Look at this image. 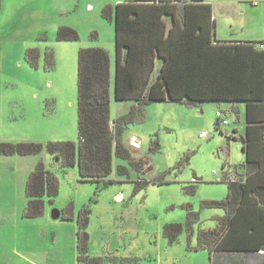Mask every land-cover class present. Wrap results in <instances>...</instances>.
Returning a JSON list of instances; mask_svg holds the SVG:
<instances>
[{"label":"rangeland","instance_id":"374dc122","mask_svg":"<svg viewBox=\"0 0 264 264\" xmlns=\"http://www.w3.org/2000/svg\"><path fill=\"white\" fill-rule=\"evenodd\" d=\"M89 1L95 3L96 8L99 2L103 4L99 19L108 23L109 19L100 18L102 8L114 4V0ZM207 1L213 7L218 39L264 38V0ZM3 2L0 12V140L43 143L71 140L80 144L78 52L83 46L101 43L111 50V122L130 112L134 101L119 100L114 92V41L99 42L98 37H89L91 40L84 43L82 37L57 39L59 20L76 18L79 13L90 16L80 12L82 10H71L70 16L65 12L60 15V8L75 5L77 1L66 0L59 9L52 0ZM91 23L101 27L100 23ZM29 47H38L41 51L38 67L30 65L26 59ZM48 47L54 51L53 68L46 66ZM241 107V116L237 117L224 102L218 105L172 100L150 102L145 118L128 123L121 135L122 143L133 157L143 156L151 164L143 174L149 182L138 190L134 180L140 174L115 152L109 176L115 182L99 189L95 181L81 177L78 164L66 165L61 156L50 154L47 148L36 154H0V197L5 200L1 210L8 215L6 225L0 226V235L4 230L8 241L6 250L14 253L10 263L31 264L17 250L24 248L22 241L28 234L27 227H33L31 222L25 224L26 184L37 164L43 162L59 183L55 197L45 194L44 213L50 215L54 208L67 212L69 206H73L77 215L83 205L89 204L90 255L141 254L144 257L141 264H186L190 262V253H194L193 264H203L201 253L209 259V251L190 247L198 243L201 229L215 228L219 217L226 213L223 207L206 204V201L224 198L228 192V183L216 181L213 170L221 175L224 164L239 166L246 158L241 137L245 112ZM218 110L223 112L228 124L221 122L218 126ZM235 126L238 131L234 132ZM157 139L158 146L150 150ZM120 164L129 167V176L119 172ZM173 222L183 224L184 229L178 240L171 242L165 234V226Z\"/></svg>","mask_w":264,"mask_h":264},{"label":"trees","instance_id":"16d2710c","mask_svg":"<svg viewBox=\"0 0 264 264\" xmlns=\"http://www.w3.org/2000/svg\"><path fill=\"white\" fill-rule=\"evenodd\" d=\"M2 5L3 0H0V12ZM178 11H181L179 16ZM102 15L109 20L114 18V92L119 100L135 101L130 112L111 122L109 51L103 46H83L78 52L80 144L71 140L46 143L0 140V154H36L47 148L50 154L61 156L66 165L78 164L81 177L95 181L99 189L115 182L109 177L115 152L118 157L129 161L140 174L134 180L138 190L149 182L143 174L151 164L143 156L138 159L133 157L129 148L122 143L121 135L128 123L145 118L146 106L150 102L246 100L248 125L242 136L246 158L239 166L236 165L243 180L226 181L227 195L222 199L206 201L209 206L225 208L226 213L219 217L215 228L201 229L198 243L190 245V248L210 252L264 249V73L259 74L261 80L256 83H247L240 81L239 70L240 62L251 55L249 49L256 48L264 40L212 44L213 7L205 0H122L115 5L106 4L102 8ZM167 15L174 18V24L170 27L165 20ZM97 37L96 32L90 34L91 39ZM80 38L79 31L74 27H58L57 39ZM258 55L262 58L264 70V50H260ZM25 56L30 65L39 66L41 51L38 47L27 48ZM157 58H162V64L156 76H153ZM45 60L47 68L54 67V51L50 47L45 51ZM220 123L219 119L218 126H221ZM156 146L158 139L152 142L150 150H155ZM118 170L123 175L130 174L126 165L120 164ZM58 192L57 177L45 168L43 162H39L26 184L28 203L24 216L42 215L45 194L53 198ZM60 211L61 219H74L77 222L79 264H103L107 259L117 260V257L110 255L89 254V204L83 205L77 215L73 206H69L67 212L63 209ZM183 229L181 223H167L165 234L174 242ZM120 260L127 262L131 258L122 257Z\"/></svg>","mask_w":264,"mask_h":264},{"label":"crops","instance_id":"0c3cea01","mask_svg":"<svg viewBox=\"0 0 264 264\" xmlns=\"http://www.w3.org/2000/svg\"><path fill=\"white\" fill-rule=\"evenodd\" d=\"M54 3V7L59 9L64 1L66 0H52ZM77 1V4L71 5L70 7L60 8V15L64 12L70 16V11H80L84 12L90 16H86L83 13H79L76 15V18L72 19H64V21H60L58 26L61 25H70L79 30L80 35L82 37V42L84 43L87 40H91L90 33L92 31H97L98 33V41L102 42L105 39L112 40L115 43V22L114 18L111 19L106 23L103 20L100 21L99 15L101 14V7L103 4L99 2L97 8L95 7V3L90 2L89 0H74ZM122 0H114V4L120 2ZM207 1V0H205ZM208 2V1H207ZM4 3V2H3ZM66 10V11H65ZM181 14V11L177 12V16ZM180 18V17H179ZM213 19H214V33L212 37V44H219V43H235V42H245V41H259L258 40H222L216 37V18L214 17L213 12ZM165 20L167 21L168 27L174 24L173 16H165ZM93 23H100L101 27L97 24ZM90 27L88 30L86 27ZM106 36V37H105ZM111 37V38H110ZM260 40H264V38H260ZM108 49L109 53H111L110 48L106 47L105 45H101ZM97 45V46H99ZM260 50H264L256 46L254 49H249L251 55L246 57L244 62H240L239 70H240V81H245L248 83H256L257 80H261V75L264 73L263 70V63L262 58L259 57L258 52ZM112 56V55H111ZM110 56V57H111ZM112 58V57H111ZM159 60V61H158ZM112 63V62H111ZM162 64V58H157L156 69L153 76H156L158 70ZM115 65H116V56H115ZM115 71V70H114ZM260 78H259V74ZM115 76V75H114ZM154 78V77H153ZM242 83V82H241ZM243 85V84H242ZM134 101V100H133ZM251 101V100H250ZM206 102H216V104L220 103H227L228 110H231L237 117L241 116L242 107L244 108L245 112V128L244 132L241 133V137L244 135L246 127L248 125L247 120V106L248 102L246 100H219L213 101L208 100ZM135 103V101H134ZM204 103V102H203ZM251 105L253 107V102L251 101ZM219 111V110H218ZM240 119V118H239ZM234 132L238 131V127L235 126ZM135 140L134 137H132ZM136 141V140H135ZM138 142V141H137ZM243 163V162H242ZM4 199L0 197V226H5L8 222V215L7 213L1 210L2 204ZM5 205V203H4ZM24 217L22 216L21 220L23 222ZM26 225L29 222L33 227H27V231L25 235V241H22L24 248L21 250H17V253L20 251L22 258L26 261L30 262L31 264H79L77 257H78V249H77V231L78 225L77 222H65L61 221V218H54L52 216V210L50 211V215H47L46 212L44 215L38 218H26ZM18 225V224H17ZM2 234L0 235V264H11L12 261L11 257L14 256V253H8L7 247L5 245L8 244V241L5 236V231L1 230ZM14 248V247H13ZM4 249L5 252L2 250ZM209 251L207 249L202 250L201 252ZM200 252V253H201ZM93 253V252H92ZM194 253H190L189 263L186 264H193V255ZM103 255V254H99ZM94 255V256H99ZM105 255V254H104ZM202 260L203 264H264V249L260 248L258 250H213L212 252L209 251V259L207 256H204L203 253ZM112 257H117L116 261L107 259L104 264H141L144 260V257L141 254H136L134 256L115 254L110 255ZM122 257H133L130 261L121 262ZM110 262V263H108Z\"/></svg>","mask_w":264,"mask_h":264},{"label":"built area","instance_id":"2783aa9c","mask_svg":"<svg viewBox=\"0 0 264 264\" xmlns=\"http://www.w3.org/2000/svg\"><path fill=\"white\" fill-rule=\"evenodd\" d=\"M259 47L264 48V42L258 44ZM217 115L223 124H228V120L223 117L222 111H217ZM134 143L138 144L137 141L133 140ZM216 181H242V173H239L236 166H224L221 175H218L217 170H213Z\"/></svg>","mask_w":264,"mask_h":264},{"label":"water","instance_id":"95a60500","mask_svg":"<svg viewBox=\"0 0 264 264\" xmlns=\"http://www.w3.org/2000/svg\"><path fill=\"white\" fill-rule=\"evenodd\" d=\"M60 215H61V211H60V209H58V208H54V209L52 210V216H53L54 218H60Z\"/></svg>","mask_w":264,"mask_h":264}]
</instances>
